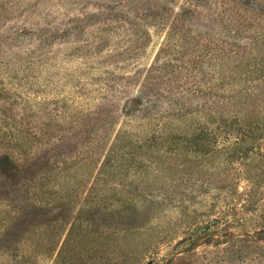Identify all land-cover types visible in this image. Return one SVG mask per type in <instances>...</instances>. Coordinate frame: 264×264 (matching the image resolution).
<instances>
[{"label": "rangeland", "instance_id": "rangeland-1", "mask_svg": "<svg viewBox=\"0 0 264 264\" xmlns=\"http://www.w3.org/2000/svg\"><path fill=\"white\" fill-rule=\"evenodd\" d=\"M236 111L264 118V0H0V264H264Z\"/></svg>", "mask_w": 264, "mask_h": 264}, {"label": "trees", "instance_id": "trees-1", "mask_svg": "<svg viewBox=\"0 0 264 264\" xmlns=\"http://www.w3.org/2000/svg\"><path fill=\"white\" fill-rule=\"evenodd\" d=\"M244 95V91L243 89H240L239 91H235L234 94L229 98L228 102H227V105L228 106H231L233 104V101L236 100L238 97ZM137 101V100H136ZM220 102V100H215V103L216 105H218V103ZM226 103V102H225ZM178 109V106L175 105ZM253 108H256L255 107V104L253 105ZM216 110H219V111H222L220 110L219 108H216ZM256 114V112H255ZM212 115V114H211ZM213 116V115H212ZM216 123V128H219V124L224 122L225 123H228V126H233V125H237L238 128H241L242 125L246 122H250L252 123V121H255V123L257 124V126L259 125L258 123H260V121H264V118H261L260 115L257 113L256 115H253V114H248V113H244V112H241V111H236V112H231L229 115L227 114L226 116L224 115H219L218 118H215V117H212ZM208 122H209V119H208ZM206 128V127H204ZM238 137L236 136V138L234 137L233 138V142L234 144H238V142L236 141H239L240 139H237ZM229 144V143H228ZM227 144V146H228ZM224 146V145H222ZM217 146H215L214 150H212V153H218L217 150H216ZM227 148V147H226ZM208 152H202L203 155H206ZM252 154L249 155L250 157V160L252 159H255L256 156L253 155L251 156ZM245 157V156H244ZM248 157V156H247ZM243 159V158H242ZM241 159V160H242ZM234 231L233 230H228L227 232L224 233V235L227 237L229 236L230 238L229 239H232L234 235ZM215 235L214 232H206V231H202L201 233H196L194 235V242H193V245H197L196 243H198V240H204V241H207L209 239H211L213 236Z\"/></svg>", "mask_w": 264, "mask_h": 264}]
</instances>
